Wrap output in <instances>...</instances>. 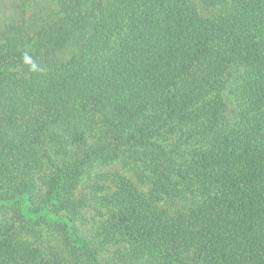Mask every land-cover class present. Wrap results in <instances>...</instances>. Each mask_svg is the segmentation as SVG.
Returning a JSON list of instances; mask_svg holds the SVG:
<instances>
[{"label": "trees", "instance_id": "1", "mask_svg": "<svg viewBox=\"0 0 264 264\" xmlns=\"http://www.w3.org/2000/svg\"><path fill=\"white\" fill-rule=\"evenodd\" d=\"M17 6L0 264H264V0Z\"/></svg>", "mask_w": 264, "mask_h": 264}, {"label": "rangeland", "instance_id": "2", "mask_svg": "<svg viewBox=\"0 0 264 264\" xmlns=\"http://www.w3.org/2000/svg\"><path fill=\"white\" fill-rule=\"evenodd\" d=\"M18 2H19V0H0V19H3L5 17L11 15L15 11H17L18 10V8H17ZM39 2L43 4L44 2H46V0H39ZM233 96L234 95H232V94L227 95V99L231 100V99H233ZM230 107H232V104H230Z\"/></svg>", "mask_w": 264, "mask_h": 264}]
</instances>
